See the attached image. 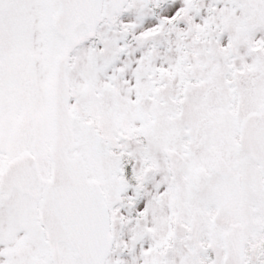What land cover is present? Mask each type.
Here are the masks:
<instances>
[{"label":"snow or ice","instance_id":"snow-or-ice-1","mask_svg":"<svg viewBox=\"0 0 264 264\" xmlns=\"http://www.w3.org/2000/svg\"><path fill=\"white\" fill-rule=\"evenodd\" d=\"M0 264H264V0H0Z\"/></svg>","mask_w":264,"mask_h":264}]
</instances>
